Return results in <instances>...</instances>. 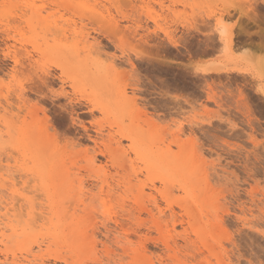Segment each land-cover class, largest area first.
<instances>
[{
	"label": "rangeland",
	"instance_id": "rangeland-1",
	"mask_svg": "<svg viewBox=\"0 0 264 264\" xmlns=\"http://www.w3.org/2000/svg\"><path fill=\"white\" fill-rule=\"evenodd\" d=\"M139 3L0 0V264H264V0Z\"/></svg>",
	"mask_w": 264,
	"mask_h": 264
},
{
	"label": "bare ground",
	"instance_id": "bare-ground-1",
	"mask_svg": "<svg viewBox=\"0 0 264 264\" xmlns=\"http://www.w3.org/2000/svg\"><path fill=\"white\" fill-rule=\"evenodd\" d=\"M110 1H119V0H110ZM231 1V0H230ZM240 1V0H239ZM139 2H143V0H139ZM112 3H114V2H112ZM141 3H139V4H141ZM223 3V2H222ZM231 3H233V2H231ZM245 3V2H244ZM234 4V3H233ZM247 4V3H246ZM237 6V8H238V6L239 5H236ZM242 6H244V5H242V4H240V7L237 9V10H235V9H233V10H235L236 12H234V13H237V16H235L234 18L236 19L238 16H244V15H246V9L244 8V7H242ZM233 7V6H232ZM228 8V7H227ZM229 8H230V6H229ZM228 8V9H229ZM226 9V8H225ZM227 9V10H228ZM111 12V11H110ZM230 12V11H229ZM253 14V13H252ZM233 15V14H232ZM235 15V14H234ZM233 15V16H234ZM249 15V14H248ZM254 15H255V13H254ZM229 16V15H228ZM247 16V15H246ZM230 17H231V13H230ZM229 17V18H230ZM248 17H250V16H248ZM246 18V17H245ZM253 18H255V17H253ZM228 19V18H227ZM232 19V18H231ZM250 19V18H249ZM240 20H242L241 18H240ZM248 20V19H247ZM247 20H246V23H247ZM252 20V19H251ZM231 21V20H230ZM106 23H108L107 21H105ZM221 24H223L224 22H226L225 21V18L223 17V16H221ZM240 22H242V21H240ZM249 22V21H248ZM253 22V21H252ZM206 23V22H205ZM109 25H110V23H108ZM239 24H241V23H239ZM254 24V23H253ZM256 24V23H255ZM224 26V25H223ZM222 26V27H223ZM244 26V25H243ZM112 27H114L113 25H112ZM116 27V26H115ZM111 28V27H110ZM238 29H239V27H237ZM236 28V29H237ZM241 28H243L244 29V27H242V24H241V26H240V29H239V32H238V36L237 37H234V31L232 30V29H229V28H227V27H223V29H222V32H221V39H222V41L224 42V43H229V44H231L232 45V43L235 41V39L237 40V42H236V45L237 46H240L241 44H244L243 42H244V40H245V43L247 42V40H249V39H251V35L249 36V35H247L245 38H243V37H240L239 36V33L240 32H242V31H244V30H246V29H244V30H241ZM109 29V28H108ZM107 30V29H106ZM117 30H119V28L117 29L116 28V31ZM248 30V29H247ZM245 31V32H248V31ZM250 30V29H249ZM236 31V30H235ZM113 32H115V31H112V32H109V33H113ZM118 33V32H117ZM243 33V32H242ZM241 33V34H242ZM252 34H253V32H251ZM113 34H115L116 35V33H113ZM112 34V35H113ZM258 36H259V34H258ZM257 37V36H256ZM260 37H261V34H260ZM85 38V40H87V41H84V42H81V43H84V49H85V51H88L87 50V48H88V46L86 45V43L88 44V39H86V37H84ZM249 38V39H248ZM252 38H254V37H252ZM262 38V37H261ZM260 40V39H259ZM258 40V41H259ZM262 40V39H261ZM251 41V40H250ZM86 42V43H85ZM90 42V41H89ZM255 42H256V40H255ZM254 42V43H255ZM257 43V42H256ZM80 44V43H79ZM250 44V43H249ZM249 44H248V46H249ZM253 44V43H252ZM251 45V44H250ZM235 46V45H234ZM246 46V45H245ZM256 46V45H255ZM259 46V45H258ZM244 47V46H243ZM252 47V46H251ZM234 48H237L236 46L234 47ZM239 48V47H238ZM258 48V47H257ZM260 48V47H259ZM242 49V48H241ZM244 49V48H243ZM235 50V49H234ZM260 50H262V49H260ZM84 51V52H85ZM240 51V50H239ZM80 55H79V53H78V57H79ZM75 57H77V56H75ZM75 60H76V58H75ZM262 60V59H261ZM84 63H87V59H86V61H84ZM261 63V62H260ZM263 65V64H262ZM263 69V68H262ZM123 97L124 98H126L127 99V92L125 91L124 92V94H123ZM134 100V99H133ZM127 139H129V140H131L133 143H137V139L132 135V134H130L129 136H127ZM114 142V141H113ZM138 144V143H137ZM161 145V144H160ZM95 158V157H94ZM94 158H93V160H91V162H90V164H95L96 163V160H94ZM125 159V158H124ZM191 162L193 163L194 162V158H193V160H191ZM89 163V162H88ZM92 165V166H93ZM165 165V167H169L170 168V170H172V171H177V172H179V171H181V172H183L182 173V178L179 180V182L178 183H180L179 185H180V189L186 194V195H189V197H192V198H194L195 197V195H197V194H195V192L196 191H202L203 192V195L202 196H205V194H204V190L205 189H202V187L203 186H207V183H208V185H209V182H208V179H207V174H206V172L207 171H205L204 170V164L203 163H201L200 162V164L198 165V167H197V171L195 170H185L187 167V165L185 164H181V163H179L178 161L177 162H170V163H166V164H164ZM193 166H194V164H193ZM90 168V167H89ZM91 170V169H90ZM191 171H194L196 174H197V172H198V176L197 177H193V179H195V190H191V182L190 181H187V175H191ZM92 172V171H91ZM173 173H175V172H173ZM184 174V175H183ZM5 175V174H4ZM192 176V175H191ZM190 176V177H191ZM8 177H9V175H8ZM12 177V176H11ZM10 177V178H11ZM184 177V178H183ZM191 179H192V177H191ZM11 180V179H10ZM13 180V179H12ZM4 182V181H3ZM176 185V184H175ZM4 186H7V181H5V184H4ZM208 187V186H207ZM192 189H194L193 187H192ZM175 191V190H174ZM142 193H144V190H142L141 191ZM167 194H169V193H167ZM183 194V193H182ZM170 195V194H169ZM194 195V196H193ZM200 198V197H199ZM195 199L197 200L198 198H196L195 197ZM194 199V200H195ZM196 200H195V202H196ZM155 201V200H154ZM200 201H201V203H200V207L202 208V209H199V210H201L200 211V216L199 215H196L195 213H192V210H191V208H190V206L189 205H186V206H184V211L187 213V215H188V217H189V219H190V226L191 227H193L194 229H195V233L198 235V236H200L201 234H203V230H207V231H209V232H211V234L214 236V234H213V231H217V229H219L218 227L219 226H217V225H219V224H217V225H213V227H212V230H208V226L209 225H211V224H209V222H210V213L211 212H214L213 210H215V205L214 204H212V203H209L208 202V200H207V198L206 197H201L200 198ZM197 203H198V200H197ZM14 207V206H13ZM14 210V209H13ZM149 211V210H148ZM149 214H151V212L149 211L148 212ZM132 214V213H131ZM130 214V215H131ZM213 214H215V213H213ZM5 215V214H4ZM6 216H7V214H6ZM36 216V215H35ZM132 216V215H131ZM41 217V216H40ZM2 218H3V216H2ZM5 218V217H4ZM197 218H199V219H197ZM5 220V219H4ZM198 221H200V223L202 224V221H206V222H204L203 224H202V226H200L199 227V224H197V222ZM1 224V223H0ZM10 224V223H9ZM205 224V225H204ZM4 227V226H3ZM6 227H7V225H6ZM210 229V228H209ZM18 232V231H17ZM202 232V233H201ZM220 240V239H219ZM221 241V240H220ZM221 244V243H220ZM215 248V247H214ZM222 248V247H221ZM29 253H32V252H29Z\"/></svg>",
	"mask_w": 264,
	"mask_h": 264
}]
</instances>
